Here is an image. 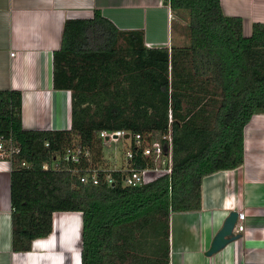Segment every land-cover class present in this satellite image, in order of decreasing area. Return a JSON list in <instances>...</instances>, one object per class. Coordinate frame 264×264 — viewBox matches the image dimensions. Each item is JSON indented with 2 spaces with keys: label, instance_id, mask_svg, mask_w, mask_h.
Listing matches in <instances>:
<instances>
[{
  "label": "trees",
  "instance_id": "obj_1",
  "mask_svg": "<svg viewBox=\"0 0 264 264\" xmlns=\"http://www.w3.org/2000/svg\"><path fill=\"white\" fill-rule=\"evenodd\" d=\"M162 2L186 23L189 45L149 48L143 31L100 11L65 22L53 85L71 92L70 130L23 129L21 92L0 90V139L20 149L8 160L13 251L48 238L55 213H81V264H171V214L200 211L204 177L243 164L244 129L264 113V24L245 37L221 0ZM170 130L173 174L143 187H123L119 174L115 186L83 185L62 161L74 143L96 151L103 131L152 142Z\"/></svg>",
  "mask_w": 264,
  "mask_h": 264
},
{
  "label": "crops",
  "instance_id": "obj_2",
  "mask_svg": "<svg viewBox=\"0 0 264 264\" xmlns=\"http://www.w3.org/2000/svg\"><path fill=\"white\" fill-rule=\"evenodd\" d=\"M221 6L226 16L243 20L245 37L264 24V0H221ZM95 11L122 31H143L149 48L176 43L174 16L162 0H0V90L21 92L23 129H71V92L54 88L53 55L65 22L92 19ZM231 213L244 214V232L207 256ZM170 247L171 264H264V113L244 129L243 164L204 177L201 210L171 214ZM81 249V213H55L48 238L29 252L13 251L11 165L0 160V264H81Z\"/></svg>",
  "mask_w": 264,
  "mask_h": 264
},
{
  "label": "built area",
  "instance_id": "obj_3",
  "mask_svg": "<svg viewBox=\"0 0 264 264\" xmlns=\"http://www.w3.org/2000/svg\"><path fill=\"white\" fill-rule=\"evenodd\" d=\"M126 136H129L126 139ZM99 140L107 142H121L130 140L131 148L125 152L123 167H114L110 170L95 167L93 155L90 150L82 145H76L66 149L62 161L76 167L74 174L79 175L80 183L83 185L99 186L106 184L115 186L114 174L121 176V184L125 188H139L146 186L158 179L171 177L173 174V141L172 131L164 135L160 141L149 142L140 135L132 136L125 131L107 132L98 134ZM20 153V149L13 143L6 146V141L0 139V160H9L13 154ZM146 160V165L139 167L136 165L138 159ZM59 163L54 164V169H58ZM51 166L44 164L43 169L49 170ZM245 230V216L238 214L234 228V235H239Z\"/></svg>",
  "mask_w": 264,
  "mask_h": 264
},
{
  "label": "rangeland",
  "instance_id": "obj_4",
  "mask_svg": "<svg viewBox=\"0 0 264 264\" xmlns=\"http://www.w3.org/2000/svg\"><path fill=\"white\" fill-rule=\"evenodd\" d=\"M173 39L177 43V41L181 40L187 41L189 40L186 34L185 26L186 23L180 19L174 17L173 22ZM179 38V39H178ZM176 43L174 46H176ZM129 138V137H128ZM126 138V139H128ZM108 140H100V144H97L96 151H93L90 147H85L90 150V153L93 155V164L95 167H100L103 169L110 170L115 166L123 167L125 161V152L131 148L132 142L130 140H125L121 142H107ZM79 145L74 143L73 146ZM84 147V146H83ZM96 153V158L94 155Z\"/></svg>",
  "mask_w": 264,
  "mask_h": 264
},
{
  "label": "water",
  "instance_id": "obj_5",
  "mask_svg": "<svg viewBox=\"0 0 264 264\" xmlns=\"http://www.w3.org/2000/svg\"><path fill=\"white\" fill-rule=\"evenodd\" d=\"M129 136H126L128 138ZM238 218L237 213H231L225 220L222 229L215 236L210 250L207 252V256H213L222 251L229 243L237 240L239 235H234V228Z\"/></svg>",
  "mask_w": 264,
  "mask_h": 264
}]
</instances>
